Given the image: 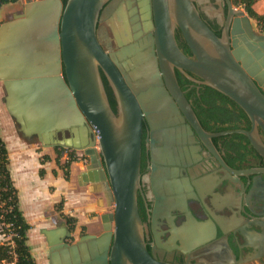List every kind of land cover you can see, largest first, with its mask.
<instances>
[{"label":"water","instance_id":"95a60500","mask_svg":"<svg viewBox=\"0 0 264 264\" xmlns=\"http://www.w3.org/2000/svg\"><path fill=\"white\" fill-rule=\"evenodd\" d=\"M110 1L31 0L0 25L3 102L18 133L29 143L84 151L90 158L85 176L95 174L106 182L113 205L102 217L103 233L84 235L71 245L62 243L72 234L64 223L42 228L51 264H93L91 256L97 264H165L148 252L139 213L144 119L171 115L173 109L206 136L177 69L237 102L264 129V34L245 10L228 0L227 23L219 36L195 0H139L141 11L153 12L155 23L151 43L139 46L132 44L125 7ZM101 16L109 18L121 47L117 53L101 45ZM176 28L194 58L180 48ZM103 74L116 96L117 113ZM246 134L264 156V143L253 132Z\"/></svg>","mask_w":264,"mask_h":264},{"label":"flooded vegetation","instance_id":"af4514ba","mask_svg":"<svg viewBox=\"0 0 264 264\" xmlns=\"http://www.w3.org/2000/svg\"><path fill=\"white\" fill-rule=\"evenodd\" d=\"M129 1L119 0L118 8L126 9L135 37L132 44L151 43L153 12H142L139 0L131 5ZM229 1L240 8L238 0ZM229 1L195 0L219 36L227 23ZM98 38L109 53L120 51L109 18L101 16ZM176 38L182 51L194 58L179 28ZM117 58L129 74L125 60ZM176 76L206 136L173 109L171 115L155 120L145 117L138 206L147 250L165 264H264V156L246 134L253 132L264 143V129L200 77L178 69ZM103 78L117 113L116 96L104 74ZM63 223L72 235L62 243L71 245L76 230L70 229V220ZM87 234L92 233L81 232L79 240ZM47 247L51 264L48 243ZM91 261L97 264L93 256Z\"/></svg>","mask_w":264,"mask_h":264},{"label":"crops","instance_id":"0c3cea01","mask_svg":"<svg viewBox=\"0 0 264 264\" xmlns=\"http://www.w3.org/2000/svg\"><path fill=\"white\" fill-rule=\"evenodd\" d=\"M6 15L0 10V25L8 21L3 20ZM0 90L5 96L1 82ZM9 116L11 117L10 114ZM11 119L16 128L15 121L12 117ZM3 135L1 136L9 151L11 175L19 191L21 208L29 223L34 225L41 214L47 215L44 212L48 207L51 211L53 206L62 202L63 213L69 220L77 222L76 231L84 227L94 235L103 233L102 217L113 211V205L110 204L106 182L97 179L95 174L92 175L93 178L89 174L85 176L90 159L87 164L71 162L68 166L63 165V157L59 164L55 150L52 152L47 149L49 147L29 143L18 131L13 135ZM67 171L69 177L66 175ZM61 223L63 222L55 227Z\"/></svg>","mask_w":264,"mask_h":264},{"label":"trees","instance_id":"16d2710c","mask_svg":"<svg viewBox=\"0 0 264 264\" xmlns=\"http://www.w3.org/2000/svg\"><path fill=\"white\" fill-rule=\"evenodd\" d=\"M19 1L0 0V9L5 5ZM256 1L240 0L238 3L243 5L251 18L264 26V14H259L254 8ZM216 33L220 35L218 32ZM109 98L116 112V103L111 92H109ZM61 153L59 151L57 157L59 164ZM69 164L67 165L69 166ZM66 174L69 177L68 171ZM31 230L32 225L21 208L19 191L11 175L8 147L0 135V232L6 238L4 242L0 243V264H38L29 244Z\"/></svg>","mask_w":264,"mask_h":264},{"label":"rangeland","instance_id":"374dc122","mask_svg":"<svg viewBox=\"0 0 264 264\" xmlns=\"http://www.w3.org/2000/svg\"><path fill=\"white\" fill-rule=\"evenodd\" d=\"M29 1H31V0H20L18 3L8 4V5L3 6L2 9H0V10H2L3 13L7 14L3 18V20L12 19L14 16V13L21 11L23 6L25 5V3L29 2ZM238 1H240V0H238ZM240 8L245 10L243 5H240ZM254 8L259 14H264V0H257L256 3L254 4ZM251 19H252V23H253L255 30H257L259 33L264 34V28H263L264 26H262V24H259L258 21H256L255 19H253V18H251ZM3 97H4V93H3V91L0 90V135L4 136L3 134H8V133H11L13 135V134H16L17 131H16V128L13 124L11 117L9 116V114L6 110L5 104L3 102ZM35 145H40V147H42V145L40 143H35ZM47 149H49V151H52V152L55 150V154L57 157H58V152L61 151L62 153H61L60 159L64 157V164L63 165H67L68 163H71V162H80L83 164H87L89 162V159H90L84 153V151H80V150H77L74 148H64V147L58 146L56 148L49 147ZM72 155H74V158L76 160L72 159L73 158ZM60 163H61V161H60ZM44 213H47V215L41 214V218L37 222H34V225H32L30 223L32 225V228H33L32 236H33V241H34V243H33L34 246H31V245L30 246L32 249V253L35 256L38 264H49L47 242H46L45 236L41 233V229L42 228H53L57 224H59L61 221L62 222L69 221V218L62 211V202L53 206V210L51 209V211H50V207H48ZM70 223L72 224L70 226V229L72 227V230H76L77 222L75 220L74 221L70 220ZM81 232L84 234L87 232L89 233L87 228L83 227L80 231H75V233L71 237L70 241H72V240H74L73 242L78 241ZM5 240H6V238L0 232V243L4 242Z\"/></svg>","mask_w":264,"mask_h":264},{"label":"bare ground","instance_id":"6f19581e","mask_svg":"<svg viewBox=\"0 0 264 264\" xmlns=\"http://www.w3.org/2000/svg\"><path fill=\"white\" fill-rule=\"evenodd\" d=\"M147 58V57H146ZM151 64V63H150ZM61 232V236H59V238H60V240H62L63 238H62V236H63V231L61 230L60 231ZM30 239H29V244L31 245V246H34V241H33V236H32V232H30ZM47 241V240H46ZM37 244V243H36ZM35 244V245H36ZM34 248V247H33ZM37 249V248H36ZM38 250V249H37Z\"/></svg>","mask_w":264,"mask_h":264},{"label":"built area","instance_id":"2783aa9c","mask_svg":"<svg viewBox=\"0 0 264 264\" xmlns=\"http://www.w3.org/2000/svg\"><path fill=\"white\" fill-rule=\"evenodd\" d=\"M72 156H73V158H72V159H73V160H76V159L74 158V155H72Z\"/></svg>","mask_w":264,"mask_h":264}]
</instances>
